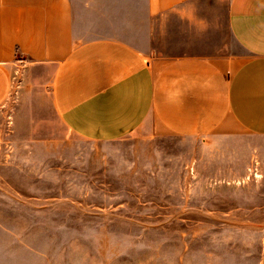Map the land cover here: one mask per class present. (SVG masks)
<instances>
[{
	"label": "crops",
	"instance_id": "0c3cea01",
	"mask_svg": "<svg viewBox=\"0 0 264 264\" xmlns=\"http://www.w3.org/2000/svg\"><path fill=\"white\" fill-rule=\"evenodd\" d=\"M15 73L41 128L236 153L264 138V0H0V106Z\"/></svg>",
	"mask_w": 264,
	"mask_h": 264
},
{
	"label": "rangeland",
	"instance_id": "374dc122",
	"mask_svg": "<svg viewBox=\"0 0 264 264\" xmlns=\"http://www.w3.org/2000/svg\"><path fill=\"white\" fill-rule=\"evenodd\" d=\"M18 76L0 106V264H264V138L232 154L85 141L38 126Z\"/></svg>",
	"mask_w": 264,
	"mask_h": 264
}]
</instances>
